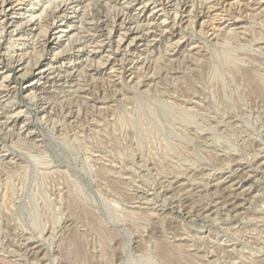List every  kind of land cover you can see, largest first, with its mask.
<instances>
[{"label": "rangeland", "instance_id": "374dc122", "mask_svg": "<svg viewBox=\"0 0 264 264\" xmlns=\"http://www.w3.org/2000/svg\"><path fill=\"white\" fill-rule=\"evenodd\" d=\"M9 1L0 264H264V0Z\"/></svg>", "mask_w": 264, "mask_h": 264}, {"label": "bare ground", "instance_id": "6f19581e", "mask_svg": "<svg viewBox=\"0 0 264 264\" xmlns=\"http://www.w3.org/2000/svg\"><path fill=\"white\" fill-rule=\"evenodd\" d=\"M27 1V0H26ZM56 3V2H55ZM238 3V2H237ZM63 4V3H62ZM204 5V4H203ZM104 6V5H103ZM210 6V5H209ZM12 7H13V3L11 2V1H9V0H3L2 2H0V19H6V20H8L7 19V16H8V14L12 11ZM56 7V6H55ZM220 7V6H219ZM31 8V7H30ZM75 8V7H74ZM74 8H72V9H70V8H68L67 6H62V5H59L58 7H57V9H58V11L60 12V13H65L66 11H68V10H73ZM77 8V7H76ZM230 8V7H229ZM14 9V8H13ZM44 9V8H43ZM87 9V8H86ZM77 10V9H76ZM145 10H147V9H145ZM145 10H143V11H145ZM159 10V9H158ZM74 11V10H73ZM78 11H80V10H78ZM78 11H76V12H78ZM116 11V10H115ZM42 12V11H41ZM41 12H39V13H41ZM75 11H74V13H76ZM84 12V11H83ZM172 12V11H171ZM79 13V12H78ZM78 13H77V15H78ZM69 14V13H68ZM80 14H82V13H80ZM59 15V14H58ZM66 16H67V14H65ZM70 15V14H69ZM73 15V14H72ZM71 15V16H72ZM151 15V14H150ZM83 16V15H82ZM177 16V15H176ZM65 17V16H64ZM80 17V16H79ZM85 17V16H84ZM38 18V17H37ZM77 18V17H76ZM33 18H31V20H32ZM35 19V18H34ZM71 19V18H70ZM81 19V18H80ZM72 20V19H71ZM97 20V19H96ZM82 21V20H81ZM2 22H4V20L2 21ZM31 22V21H30ZM66 22V21H65ZM88 22V21H87ZM215 22V21H214ZM116 23V22H115ZM22 24V23H21ZM67 24V23H66ZM119 24V23H118ZM124 24H126V23H123V26H125ZM207 24V23H206ZM68 25V24H67ZM113 25V24H112ZM103 26H105V25H103ZM103 26L101 27V28H103ZM123 26H116V28H115V30H112L111 29V31H114L113 33H114V35H120V31H122L123 30ZM97 27H99V26H97ZM113 27H115V26H113ZM127 27V26H126ZM185 27V26H184ZM71 29V27H67V29ZM129 28V27H128ZM131 28V27H130ZM66 29V30H67ZM96 29V28H95ZM39 30V29H38ZM126 30V29H125ZM111 31H109V34L111 33ZM61 32V31H60ZM59 32V33H60ZM123 32V31H122ZM121 32V33H122ZM42 33V32H41ZM48 33V32H47ZM113 33H111V34H113ZM124 35H120L119 36V39H118V41H117V49L116 50H118V49H122V48H124V49H127L128 50V48H130L135 42H136V40L139 38V37H141V36H137V34H138V32L137 31H135V30H133V28H131V29H128L127 31H124ZM61 34H62V37H68V33H67V31H62L61 32ZM73 36L74 35H72V37L70 36L69 38H68V40L69 39H73ZM111 36V35H110ZM56 37V36H55ZM59 37V36H58ZM106 38V37H105ZM143 38V37H142ZM0 39H3L4 41H2L1 42V40H0V64L1 65H4L3 66V68H2V70H6L5 68L8 66H6V61H7V59H6V54H2L1 53V48H2V46H3V43L5 42V37H4V33L2 32L1 33V37H0ZM46 39V38H45ZM59 39V38H58ZM58 39H54V40H52V41H47L46 42V44L44 45V46H46L47 48L48 47H50L51 45H52V47L54 46V45H56V42H57V40ZM77 39V38H76ZM12 40V39H11ZM96 41V40H95ZM181 41V40H180ZM52 42V43H51ZM102 42V41H101ZM177 42V41H176ZM69 43V42H68ZM71 43V42H70ZM104 43V42H103ZM115 44V43H114ZM46 50V49H45ZM126 51V50H125ZM61 52V51H60ZM97 52V51H96ZM95 52V53H96ZM124 52V51H123ZM4 53V52H3ZM59 53V52H58ZM117 53H119V52H117ZM58 55V54H57ZM108 57V56H107ZM38 58V57H37ZM41 58V57H40ZM39 59V58H38ZM36 60V59H35ZM41 60V59H40ZM10 61V60H9ZM110 61V60H109ZM157 62V61H156ZM39 63V62H38ZM228 65V64H227ZM23 69L24 68H22V66H21V69H20V71H23ZM29 69V68H28ZM41 71H40V74H42L43 73V70H42V66L39 68ZM9 70V69H8ZM1 72V71H0ZM232 72V71H231ZM2 73H4V72H2ZM7 72H5L4 73V75L6 74ZM30 73V72H29ZM29 73H28V75H29ZM39 74V75H40ZM3 77V80H5V81H7V80H9L10 79V76L8 75H5V76H2ZM35 84V83H34ZM36 85V84H35ZM30 88V87H29ZM15 89V88H14ZM74 97V96H73ZM52 110V109H51ZM8 118V117H7ZM8 124V123H7Z\"/></svg>", "mask_w": 264, "mask_h": 264}]
</instances>
